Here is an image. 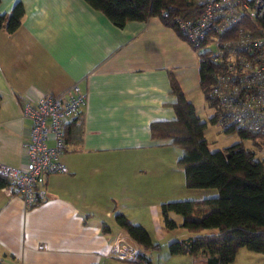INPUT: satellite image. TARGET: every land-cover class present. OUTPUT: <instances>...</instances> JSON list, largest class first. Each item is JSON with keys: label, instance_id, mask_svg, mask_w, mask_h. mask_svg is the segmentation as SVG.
Here are the masks:
<instances>
[{"label": "crops", "instance_id": "crops-1", "mask_svg": "<svg viewBox=\"0 0 264 264\" xmlns=\"http://www.w3.org/2000/svg\"><path fill=\"white\" fill-rule=\"evenodd\" d=\"M18 3L20 27L0 28V166L27 165V105L75 84L87 103L83 142L62 158L68 172L37 185L46 200L28 208L0 190V264H133L139 248L117 213L161 246L146 253L151 264H202L169 253V244L195 235L165 229L160 206L217 192L188 189L177 166L181 150L151 135L152 124L176 120L172 80L193 105L202 93L199 52L159 18L119 28L85 0H0V14ZM151 192L153 201H145ZM231 264H264V255L243 248Z\"/></svg>", "mask_w": 264, "mask_h": 264}, {"label": "trees", "instance_id": "trees-1", "mask_svg": "<svg viewBox=\"0 0 264 264\" xmlns=\"http://www.w3.org/2000/svg\"><path fill=\"white\" fill-rule=\"evenodd\" d=\"M85 1L119 28L128 22L159 18L182 38L177 18L195 20L202 13L198 0ZM24 13L23 5L16 4L10 14H0V28L14 33L21 25ZM191 46L199 52L200 88L209 101L208 93L218 68L211 62L205 44ZM171 85L177 97L174 105L176 120L152 124V139L171 140V145L181 150L177 166L184 169L188 189L215 190L217 195L200 200L170 201L160 206L165 229L180 227L195 235L169 244V253L204 260L202 264H231L243 248L264 255V160L257 159L256 152L243 142L211 152L204 136L207 124L201 122L194 105L186 99L179 85L174 80ZM79 117L65 129L67 147L83 142L84 126ZM237 134L243 140H250L257 150L264 149V143L257 136L246 132ZM7 186L8 179L0 174V190ZM172 215L180 216L182 222L177 224ZM115 220L139 248L136 260L131 263L151 264L146 253L159 250L161 246L153 243L146 229L130 222L124 214H115ZM206 231L211 233L202 234Z\"/></svg>", "mask_w": 264, "mask_h": 264}, {"label": "built area", "instance_id": "built-area-1", "mask_svg": "<svg viewBox=\"0 0 264 264\" xmlns=\"http://www.w3.org/2000/svg\"><path fill=\"white\" fill-rule=\"evenodd\" d=\"M201 15L177 18L190 45L201 46L218 72L208 93L215 106L214 124L225 133L246 132L264 143V0H198ZM167 16V14H164ZM87 97L78 84L62 95L42 96L27 105L31 120L24 168L0 166L8 179L6 192L16 193L26 207L46 200L37 185L48 174L67 173L65 129L82 113Z\"/></svg>", "mask_w": 264, "mask_h": 264}, {"label": "rangeland", "instance_id": "rangeland-1", "mask_svg": "<svg viewBox=\"0 0 264 264\" xmlns=\"http://www.w3.org/2000/svg\"><path fill=\"white\" fill-rule=\"evenodd\" d=\"M199 94L200 95L193 97V103L196 109L197 116L200 118L201 122H204L207 124V127L204 132V136L208 142V149L211 152L231 147L239 142H243L246 147L253 148L255 149V151L257 150L250 140H243L237 133L222 132L218 128V126L213 124L212 119L214 118L216 114V108L210 101L203 98L202 93L199 92ZM199 96L202 97L201 100L199 99ZM256 157L259 160H264V149L262 151H257ZM153 196L154 194L152 192L150 194H147L145 196V201H149V200L153 201ZM208 232L211 233V231H208ZM180 234L184 236L186 234L189 235L191 233L188 230L183 229L182 232H179V235ZM204 234L206 233L204 232ZM137 255L138 254H136V256L135 255L133 256L132 261L136 260Z\"/></svg>", "mask_w": 264, "mask_h": 264}, {"label": "bare ground", "instance_id": "bare-ground-1", "mask_svg": "<svg viewBox=\"0 0 264 264\" xmlns=\"http://www.w3.org/2000/svg\"><path fill=\"white\" fill-rule=\"evenodd\" d=\"M118 242V241H117ZM119 243V242H118Z\"/></svg>", "mask_w": 264, "mask_h": 264}]
</instances>
